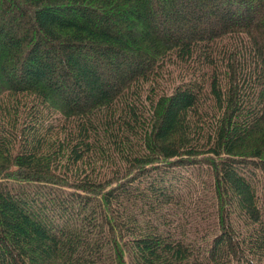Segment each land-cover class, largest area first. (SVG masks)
I'll list each match as a JSON object with an SVG mask.
<instances>
[{
	"label": "trees",
	"instance_id": "obj_1",
	"mask_svg": "<svg viewBox=\"0 0 264 264\" xmlns=\"http://www.w3.org/2000/svg\"><path fill=\"white\" fill-rule=\"evenodd\" d=\"M0 264H264V0H0Z\"/></svg>",
	"mask_w": 264,
	"mask_h": 264
},
{
	"label": "rangeland",
	"instance_id": "obj_2",
	"mask_svg": "<svg viewBox=\"0 0 264 264\" xmlns=\"http://www.w3.org/2000/svg\"><path fill=\"white\" fill-rule=\"evenodd\" d=\"M175 74H177V70L176 71H174V73L173 74H165V78H166V82H168V83H170L171 81H172V77L175 75ZM55 118L57 117H59V116H54ZM54 117H52L53 119H54ZM62 121V120H61ZM60 121V118L59 119H57V121H53V123H55V122H61ZM50 122H52V120L50 119ZM56 124V123H55ZM194 172V170L192 171V170H189L188 168H185V170H183L182 171V174L183 175H186L187 173H193ZM178 173V172H177ZM184 180V177L181 179V181H183ZM180 182V181H179ZM176 185H178L180 188H182L183 189V192L184 193H188L189 192V195H187L189 198H192L194 195H195V197L198 195V189H199V186H200V183H199V180H198V182H197V184L195 185V187H190V186H187V185H185L184 186V183H181V184H176Z\"/></svg>",
	"mask_w": 264,
	"mask_h": 264
}]
</instances>
